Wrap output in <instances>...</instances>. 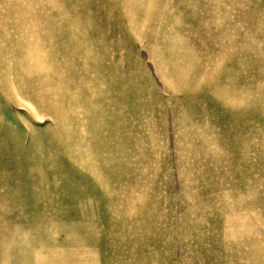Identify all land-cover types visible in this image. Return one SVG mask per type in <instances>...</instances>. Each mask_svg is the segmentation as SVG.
Returning a JSON list of instances; mask_svg holds the SVG:
<instances>
[{"label": "rangeland", "instance_id": "obj_1", "mask_svg": "<svg viewBox=\"0 0 264 264\" xmlns=\"http://www.w3.org/2000/svg\"><path fill=\"white\" fill-rule=\"evenodd\" d=\"M0 264H264V0H0Z\"/></svg>", "mask_w": 264, "mask_h": 264}]
</instances>
